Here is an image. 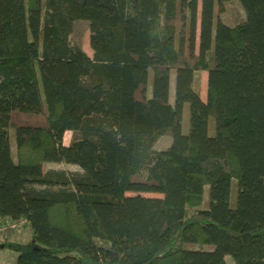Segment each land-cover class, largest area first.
Here are the masks:
<instances>
[{
  "label": "trees",
  "instance_id": "16d2710c",
  "mask_svg": "<svg viewBox=\"0 0 264 264\" xmlns=\"http://www.w3.org/2000/svg\"><path fill=\"white\" fill-rule=\"evenodd\" d=\"M230 1L0 0V226L30 233L0 244L14 264H264V0L234 25Z\"/></svg>",
  "mask_w": 264,
  "mask_h": 264
},
{
  "label": "rangeland",
  "instance_id": "374dc122",
  "mask_svg": "<svg viewBox=\"0 0 264 264\" xmlns=\"http://www.w3.org/2000/svg\"><path fill=\"white\" fill-rule=\"evenodd\" d=\"M216 13V12H215ZM216 20V14H215ZM245 18L244 11L242 6L238 0H232L227 4L226 12L222 15L221 21L229 24L234 25L240 21H243ZM89 25L85 21H74L72 23L71 32L69 35V42L71 45L77 46L80 48L88 57L92 58V50L89 46ZM200 98L202 100L206 99V74L201 73L200 75ZM171 90V102L173 96V77L171 78L170 82ZM184 132H186L188 127V109L187 107L184 109ZM211 132V127H210ZM76 135L67 132L64 135L63 143L64 145H69L75 138ZM171 139L170 137H162L156 144L155 150H164L168 147ZM10 142V152L13 160H15V150H14V143L12 137L9 138ZM47 169H62L68 172H80L79 168L72 165L66 164H46L45 166ZM209 190L208 187L204 188L202 204L200 205L199 209H206L209 204ZM235 194H236V182L232 181L231 189H230V199L229 204L230 207H234L235 205ZM5 227L9 228L8 230L11 231V236L8 237L5 232ZM30 233L27 227L23 224V222H18L16 224H12L10 222H5L0 226V244L5 241H10L17 244H27L29 242ZM16 255L7 250V249H0V264H14ZM227 264H234L231 257L227 256L225 258Z\"/></svg>",
  "mask_w": 264,
  "mask_h": 264
}]
</instances>
